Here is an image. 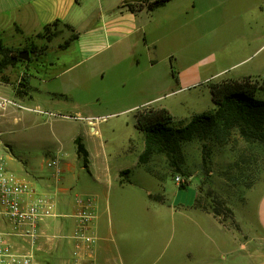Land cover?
Masks as SVG:
<instances>
[{"label": "crops", "instance_id": "1", "mask_svg": "<svg viewBox=\"0 0 264 264\" xmlns=\"http://www.w3.org/2000/svg\"><path fill=\"white\" fill-rule=\"evenodd\" d=\"M124 4L123 0H0V35L15 33L30 39L44 34L49 27L63 25L71 33L70 37L76 35V38L64 49L57 45L58 52L71 49L81 56L94 58L92 72L99 75L117 73L120 78L133 83L127 89V94L133 98L123 102L124 111L129 112L119 117L122 133L116 140L113 128L110 134L103 132L102 122L106 118L94 114L100 110L98 108L84 110L85 115L77 112L78 118L62 114H58V118H45L43 123L49 126L45 138L54 147L52 155L43 164L32 163L27 170L24 169L25 176L31 179L30 185L39 193L52 196L60 213H73L78 197L92 200L95 264L143 262L138 258L137 245L124 234L127 229H115L111 203L133 193L139 174L143 179L160 180L156 178L154 156L147 163L139 162V156L145 149V135L135 126V112L141 108H163L171 115L173 126H182L194 115L213 113L215 106L209 88L212 83L251 78L255 73L244 68L236 76H230L231 68L247 60L244 56L228 66L212 63L208 58L195 63L179 62L175 69L173 59L176 61V58L171 54L168 62L162 65L155 55L157 40L149 39L148 35H152L155 25L151 13L167 3L153 11L138 7L131 11ZM200 21L201 31L209 32L214 20L203 18ZM52 51L55 49H49L42 57H56ZM48 59L32 73L36 76L26 87L24 97L18 99L33 101L35 106L44 107L45 112L61 111L54 107L57 100L46 85L59 81L70 67L56 68V62ZM232 61L233 58L230 59ZM33 81L44 84L36 91H44L46 96L43 95L42 99H33V92L37 90L32 86ZM198 88H203L202 96L211 104L207 112L176 118L172 116V101L162 102L166 96L176 97L179 92ZM58 90L70 92L62 86ZM93 90L92 94H98L96 87ZM256 97L264 99V96ZM78 146L83 151H79ZM51 160H56V167L46 166ZM85 173L90 189L83 193L79 183L85 181L82 179ZM76 188H79V193ZM170 195L164 191H147L144 194L155 204L156 216L160 214L166 219L165 224L155 220L154 264H264V250L251 249L239 230L227 226L211 211L197 206L195 190L191 192L185 188V191H180L179 188ZM179 197L182 199L178 203ZM254 217L264 238V191L256 202ZM73 225V219L69 217L49 219L41 224L45 238L40 240L39 251L36 252L38 264H67L73 244L62 237L70 232Z\"/></svg>", "mask_w": 264, "mask_h": 264}, {"label": "rangeland", "instance_id": "2", "mask_svg": "<svg viewBox=\"0 0 264 264\" xmlns=\"http://www.w3.org/2000/svg\"><path fill=\"white\" fill-rule=\"evenodd\" d=\"M151 15L155 25L148 38L157 40L155 55L162 65L168 62L171 54L176 58V61L173 59L175 69L179 62L195 63L208 58L212 63L228 66L244 56L247 60L231 68L229 74L236 76L244 68L254 70L248 80L260 87L256 96H264V0H171ZM203 18L214 20L209 32L201 31L200 20ZM70 36L63 25L49 27L44 34L30 39L15 33L0 35V91L25 106V109L11 110L0 118V157L7 170L28 181L31 179L25 176V170L32 163L49 159L54 148L45 138L49 132L48 124L43 123L45 118H58V114L78 118V114L85 115L84 110L98 108L100 110L94 114L106 118L102 122L103 132L110 134L113 128L116 140L122 133L119 117L129 112L124 111L123 102L133 98L127 94L133 83L120 78L117 73L99 75L92 72L94 58L81 56L71 49L58 52L57 45ZM49 49H55L52 55L56 54V57L43 58L42 54ZM22 51L28 52L27 60L18 58ZM11 57L18 61L8 64ZM231 58L234 61L230 62ZM47 59L56 62V68L70 67L59 81L46 85L57 100L54 107L61 111L45 112L44 107L35 106L33 101L18 99L24 97L26 87L36 76L32 73ZM79 61L80 64H76ZM43 85L40 81L32 82L37 88L33 99L43 98L44 91L36 92ZM59 86L70 89V92L59 91ZM95 87L99 90L96 95L92 94ZM202 89L184 90L176 97H164L162 102L172 101V116L189 118L194 113L207 112L211 107L202 96ZM216 125L206 137H195L178 144V164L169 165L164 154L154 153L156 178L160 180L145 176L143 179L139 174L132 194L112 200L115 229H127L124 234L137 245L141 264H154L155 220L159 224L166 221L162 215L156 216L155 204L144 196L147 191H164L171 196L179 188L180 191L185 188L191 192L195 190L197 206L211 211L227 226L239 230L251 249L264 250V238L254 217L256 202L264 191V146L245 141L236 129L222 130L219 122ZM175 176H181L183 183L175 184ZM86 177L85 173L82 178L85 181L79 183L80 192L90 189ZM76 190L79 193V188Z\"/></svg>", "mask_w": 264, "mask_h": 264}, {"label": "built area", "instance_id": "3", "mask_svg": "<svg viewBox=\"0 0 264 264\" xmlns=\"http://www.w3.org/2000/svg\"><path fill=\"white\" fill-rule=\"evenodd\" d=\"M20 109L25 107L0 91V118ZM56 165V160L46 163L49 168ZM56 173L59 175L60 171ZM173 181L179 185L183 178L175 176ZM75 204L73 213L58 212L52 196L39 193L29 181L7 170L0 157V264H38L36 252L40 240L45 238L41 224L63 217L74 222L70 232L62 237L73 244L67 264H95L93 202L90 198L78 197Z\"/></svg>", "mask_w": 264, "mask_h": 264}, {"label": "trees", "instance_id": "4", "mask_svg": "<svg viewBox=\"0 0 264 264\" xmlns=\"http://www.w3.org/2000/svg\"><path fill=\"white\" fill-rule=\"evenodd\" d=\"M169 1L142 0L140 3L124 5L131 11H135V7L153 11ZM75 38L76 35H73L66 39L58 48H66ZM15 61L18 59L11 57L8 64H14ZM248 79L212 83L209 88L215 106L213 113L194 115L182 126H173L171 115L163 108L138 109L135 112V126L145 135V149L139 156V162L147 163L154 153H160L166 156L169 165L180 163L178 144L195 137H206L217 127V122L221 124L222 130L236 129L245 141L264 146V99L256 97L260 87L251 84ZM78 150L83 151L80 146Z\"/></svg>", "mask_w": 264, "mask_h": 264}, {"label": "water", "instance_id": "5", "mask_svg": "<svg viewBox=\"0 0 264 264\" xmlns=\"http://www.w3.org/2000/svg\"><path fill=\"white\" fill-rule=\"evenodd\" d=\"M142 0H123V2L126 3H140ZM18 58L20 60H27L28 59V52L22 51L18 53Z\"/></svg>", "mask_w": 264, "mask_h": 264}]
</instances>
